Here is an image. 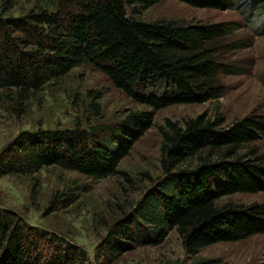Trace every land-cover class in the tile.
Here are the masks:
<instances>
[{
  "label": "trees",
  "instance_id": "trees-1",
  "mask_svg": "<svg viewBox=\"0 0 264 264\" xmlns=\"http://www.w3.org/2000/svg\"><path fill=\"white\" fill-rule=\"evenodd\" d=\"M164 1L34 0L17 17L9 14L16 0H0V98L23 106L76 68L90 65L147 108L115 128L97 124L25 131L0 154V178L33 177L50 167L92 180L118 175L158 111L225 95L222 76L242 73L229 60L231 52L244 48L235 36L239 24L142 21L143 11ZM179 1L216 10L239 5L236 0ZM238 1L254 15L264 11V0ZM92 109L100 116L99 105ZM159 132L163 175L131 212L113 223L96 249L95 264H115L137 247L160 245L174 229L192 256L215 244L264 234V203L223 202L236 194L264 193L263 113L231 123L221 113L183 125L168 119ZM64 200L66 206L76 202L73 195ZM0 264L94 262L81 248L0 206Z\"/></svg>",
  "mask_w": 264,
  "mask_h": 264
},
{
  "label": "rangeland",
  "instance_id": "rangeland-1",
  "mask_svg": "<svg viewBox=\"0 0 264 264\" xmlns=\"http://www.w3.org/2000/svg\"><path fill=\"white\" fill-rule=\"evenodd\" d=\"M235 3L239 5L233 9L216 10L167 0L143 11L140 16L144 22L178 20L239 24L235 36L244 48L231 52L229 60L236 63L242 73L222 76L226 92L221 99L158 111L153 127L121 162L118 175L92 180L50 167L33 177H1L0 206L18 213L31 227L52 233L62 243L81 248L95 264L96 249L113 223L131 212L133 205L163 175L159 128L166 120L183 125L201 115L213 118L221 113L231 123L253 112L264 114V11L254 15L243 2L236 0ZM32 6L34 0H16L9 14L21 16ZM93 104L100 106V116H95ZM146 110L115 88L102 72L90 65L82 66L23 106L17 107L0 98V154L25 131L88 129L97 124L115 128L129 115ZM262 146L264 148V139ZM71 195L76 202L66 206L64 199ZM223 202L264 203V193L236 194ZM47 249L52 253L51 248ZM202 260H209L211 264H264V234L240 242L215 244L192 256L185 251L174 229L162 244L137 247L122 255L115 264H197Z\"/></svg>",
  "mask_w": 264,
  "mask_h": 264
}]
</instances>
